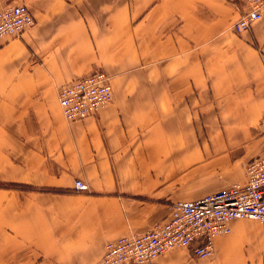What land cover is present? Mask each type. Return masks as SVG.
Returning a JSON list of instances; mask_svg holds the SVG:
<instances>
[{"label":"crops","instance_id":"crops-1","mask_svg":"<svg viewBox=\"0 0 264 264\" xmlns=\"http://www.w3.org/2000/svg\"><path fill=\"white\" fill-rule=\"evenodd\" d=\"M20 1L35 23L0 41V182L28 187L0 183V264H92L264 158V8L235 31L245 0ZM96 70L111 102L68 120L59 89ZM230 227L211 258L154 264H264V226Z\"/></svg>","mask_w":264,"mask_h":264},{"label":"built area","instance_id":"built-area-1","mask_svg":"<svg viewBox=\"0 0 264 264\" xmlns=\"http://www.w3.org/2000/svg\"><path fill=\"white\" fill-rule=\"evenodd\" d=\"M245 4L247 10L233 23L235 31L249 28L261 17L264 0H245ZM34 23L24 2L0 0V41L21 36ZM111 100L109 77L102 70L74 78L58 91L60 109L70 121L94 114ZM261 120L264 123V112ZM245 175L244 182L174 201L167 219L107 242L101 258L92 264H154L159 255L173 248H189L195 257L211 258L213 239L229 234L232 220L247 217L264 226V158H252ZM74 188L85 189L86 185L76 179Z\"/></svg>","mask_w":264,"mask_h":264},{"label":"rangeland","instance_id":"rangeland-1","mask_svg":"<svg viewBox=\"0 0 264 264\" xmlns=\"http://www.w3.org/2000/svg\"><path fill=\"white\" fill-rule=\"evenodd\" d=\"M14 37V36H13ZM18 37H20V36H18ZM261 158H263V157H261ZM0 183H3V182H0ZM6 183H14V182H5V183H3V184H5L6 185ZM236 221L237 222H254V223H256L257 225H259L260 227H263V225L259 222V220H257V219H252V218H240V219H236Z\"/></svg>","mask_w":264,"mask_h":264},{"label":"trees","instance_id":"trees-1","mask_svg":"<svg viewBox=\"0 0 264 264\" xmlns=\"http://www.w3.org/2000/svg\"><path fill=\"white\" fill-rule=\"evenodd\" d=\"M5 186L15 187V188H27L28 187L27 185L20 184V183H6Z\"/></svg>","mask_w":264,"mask_h":264}]
</instances>
